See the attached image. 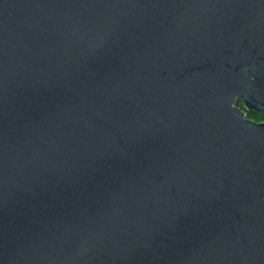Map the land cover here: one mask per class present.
<instances>
[{
  "label": "water",
  "instance_id": "water-1",
  "mask_svg": "<svg viewBox=\"0 0 264 264\" xmlns=\"http://www.w3.org/2000/svg\"><path fill=\"white\" fill-rule=\"evenodd\" d=\"M247 112L264 0H0V264H264Z\"/></svg>",
  "mask_w": 264,
  "mask_h": 264
},
{
  "label": "trees",
  "instance_id": "trees-1",
  "mask_svg": "<svg viewBox=\"0 0 264 264\" xmlns=\"http://www.w3.org/2000/svg\"><path fill=\"white\" fill-rule=\"evenodd\" d=\"M238 106L243 108V103L242 102H239L238 103ZM248 118L254 120V121H262L264 120V114H260V113H255V112H252L250 114H248Z\"/></svg>",
  "mask_w": 264,
  "mask_h": 264
},
{
  "label": "flooded vegetation",
  "instance_id": "flooded-vegetation-1",
  "mask_svg": "<svg viewBox=\"0 0 264 264\" xmlns=\"http://www.w3.org/2000/svg\"><path fill=\"white\" fill-rule=\"evenodd\" d=\"M250 113H252V112H247V115L250 114ZM255 113H256V112H255ZM260 114H262V113H260ZM256 122H257V121H256ZM259 122H264V120L259 121Z\"/></svg>",
  "mask_w": 264,
  "mask_h": 264
}]
</instances>
